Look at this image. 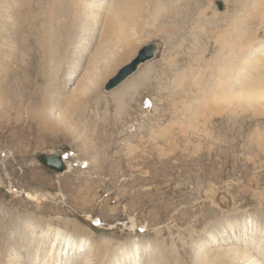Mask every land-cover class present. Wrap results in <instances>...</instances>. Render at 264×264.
<instances>
[{"label": "rangeland", "instance_id": "374dc122", "mask_svg": "<svg viewBox=\"0 0 264 264\" xmlns=\"http://www.w3.org/2000/svg\"><path fill=\"white\" fill-rule=\"evenodd\" d=\"M229 1L213 0L211 5L217 12L223 13L228 10L226 6L229 5ZM106 3H110V6L115 8L113 11L117 13V17L101 10L97 14L93 22L95 24L92 26L93 30L88 36L83 34L81 23H77L72 30L64 29L63 33L55 28L64 15L68 14V0H0V19L3 22L8 20L11 22V27L17 28L18 31L16 40L10 41L7 46L8 52L3 55L0 51V68L6 72L10 68L11 71L16 70L17 72L14 78L7 76L8 74L0 78V102H10V107L1 110L0 113V261L27 264L26 250L24 253L15 251L9 253L10 245L15 240L21 241L23 233L16 225L8 228V221L15 224L14 219L25 217L29 213H34L41 222L46 221L56 226L58 225L57 219L66 220L69 218L80 222L88 229L91 228L94 231L91 233L94 242L91 243L92 251L89 256L95 253L98 248L105 247L107 241L112 244H122L126 241L129 243L134 239H139L141 243L139 249L145 247V244L142 243H149L148 240L153 239L152 231L164 228L165 224L168 226L167 229H164L162 237L166 238L168 242L171 240L176 242L174 238L177 233L181 234L182 229L193 223L197 227L199 226L198 229L205 224L218 225L219 215L233 211L220 203L225 201L223 197L228 202L226 205L232 207L233 201L230 200V194H240L235 190L231 191L230 187L237 183L247 184L254 173L258 172L252 165L242 173L239 169H233L235 155L241 157L239 162L241 170L246 163L245 155H242L240 150L233 151L232 146L224 147L227 143H224L222 147L218 146V135L214 132H212V136L206 135V137L204 134L193 131H189L185 135L179 133V125L172 122L170 107L171 101H175L177 95L174 96L171 94L172 92L168 93L163 90L159 96V88H157L156 79H154L158 68L154 65L166 60H172L176 65L185 64L186 54L191 46L190 43L187 46L181 37L167 38L163 34L153 32L155 28L151 21L147 20L144 23V28L149 31V38L145 40H147L146 42L156 41L162 45V50L156 52L155 55H157L154 58L140 64L137 72L110 91L104 90L106 80L116 74L117 70L129 62L132 57H127L112 74L105 76L106 78L92 76L90 83L80 84L85 68L94 65L95 52L101 64L105 61L107 53L99 52L100 44L113 43L116 40L110 36L108 27H115L116 23H126L128 26L122 31V34L123 32L127 34V31L134 29L138 35V0H106ZM122 3L130 6L122 9L120 7ZM139 35L145 38L143 32H139ZM39 39H42L46 48L51 46L50 55H48L49 61L43 65L39 55ZM86 41V45H81ZM59 43L64 44V47L61 49L59 46V50L55 52L54 48ZM71 48L77 52L74 54V60L70 61L71 67L68 69L69 59L72 58L69 52ZM148 67H152V69L144 78L145 83L136 81L137 74H141ZM161 68H165V65H162ZM4 90L7 91L5 94ZM3 94L5 98H2ZM52 97H55L58 102L53 107L54 112L57 114L61 110L64 115V127L58 126L50 118L45 120L46 125L48 124L46 128L41 124L35 125L34 121H32L31 127L30 123L26 121L31 115L41 114L40 110L43 108L41 102L44 103L46 99ZM1 105L3 106V104ZM125 107L130 114H126V110L123 111ZM146 115L151 117L146 120L143 117ZM142 119H145L142 122L144 126L139 127L136 122ZM228 137L227 141L231 139L230 136ZM174 139L177 141L172 145ZM127 142L137 147L135 156L127 157L123 154ZM199 142L202 144L201 147L191 150L193 144ZM186 143L188 144L186 145ZM240 144L242 145L241 142H239ZM217 146L219 150H217ZM117 147L120 152H116ZM220 149L225 150L224 159L220 158ZM162 152L166 154L164 155ZM45 154L63 156L66 164L72 167L70 171L73 173L61 183L62 175L44 167L37 161L38 155ZM113 158L116 160L132 158L138 162V165L135 164L134 168H128L127 172L119 170L120 172L113 175L115 176L113 184L108 181L110 186L106 183L109 174H106L105 171L101 173L102 178L96 180V184L94 182L87 184L91 186V190H93H90L91 192H88L84 181L80 182V185H76L78 181L95 177L94 169H97L98 163L88 170L89 161L97 159L96 162L102 163L104 160L105 163H109L108 160ZM143 161L148 162V165L141 169L138 166H143ZM221 161L227 162L223 164L222 175L219 174ZM246 171L247 176L244 175ZM136 174L145 178V182L141 185L137 182H130L132 179L128 181L132 178L130 176ZM252 185L254 187V184ZM79 187H81L80 190ZM211 189L215 191L213 202H210L209 191ZM32 190H36L41 195L49 194L37 204L35 199L26 196ZM117 190L122 193V201L119 203L120 206L116 213L111 215L110 211L104 209L100 204L102 200L106 199L108 206L116 205V194L113 195V193ZM85 192H88V199H86ZM241 197L238 196L239 199H242ZM48 203L50 206L62 208L64 213L50 212L51 207L45 208L43 205ZM126 204L132 205L131 213L126 212ZM246 207L251 206H241L240 208ZM219 208L222 210L220 211ZM88 213L92 216L91 218L88 217ZM203 215L207 216L204 218L205 220H202ZM187 216H189V220L183 223V218ZM26 217L28 218V216ZM131 217L135 219L136 225H132ZM34 233H36L35 241L39 240V246H43L46 237L44 235L40 237L41 234L38 230ZM48 234L49 231L46 236ZM144 234L147 237H143ZM37 235L39 236L37 237ZM247 237L246 234L241 238L247 239ZM204 238L194 242L195 245L189 244L188 241L185 251H187L189 261L184 264H192L191 260L196 259L193 252L196 246L213 248L212 244L207 243ZM232 238L233 235L230 238L227 236L229 241ZM243 240L242 242H244ZM176 244L178 245V243ZM245 244L253 246V242L250 243L248 240H245ZM127 247L129 248V246ZM169 247L171 245H166V248ZM151 248L150 245L148 251L145 252L144 250L147 249H143V254L136 264L146 263L147 255H151L155 250L154 246L152 250H150ZM181 251L179 250V254L185 260L187 257L182 255ZM15 253L20 254L16 260L12 259ZM69 254L73 256L70 250L67 255ZM71 256L64 258L65 254H62L61 263L59 261L56 263L63 264L67 257ZM111 256H104L103 264H111ZM51 264H55V262L52 260Z\"/></svg>", "mask_w": 264, "mask_h": 264}, {"label": "bare ground", "instance_id": "6f19581e", "mask_svg": "<svg viewBox=\"0 0 264 264\" xmlns=\"http://www.w3.org/2000/svg\"><path fill=\"white\" fill-rule=\"evenodd\" d=\"M212 1L213 0H143L142 2V0H138V35L134 29L127 31V34H124V32L122 34V31L128 26L126 23H116L115 27H108L107 30L110 32V36L116 40L113 43L104 42L100 44L99 52L107 53L105 61L101 64L95 52L93 56L94 65L90 66V68H85L81 76L82 79L80 84L90 83L92 76L106 78L105 76L112 74L127 57H133L137 53L136 50L139 51L143 45L149 43L145 40L149 38V31L144 28V23L147 22V20L154 23L155 30L153 32L163 34V36L167 38L181 37L182 41L187 46L189 43L191 46L189 52L186 54L185 64L176 65L172 60H166L154 65V67L158 68L154 79H156V85L157 88H159V96L163 90H166L168 93L172 92L171 94L174 96L177 95L175 101H171L170 107L172 122L179 125V133L185 135V133L187 134L189 131H193L194 133L204 134L206 137V135L212 136V132H214L218 135V146L222 147L224 143H227L224 147L232 146L234 148L233 151L237 152L240 150L242 155H245L244 161L246 163L241 170L239 166L241 157L234 153L235 158H233V161H235V164L233 169H239L240 173H242L249 169L248 166L252 165L258 170V172L254 173L252 178H250V182L254 184V187L250 182H247V184L237 183L230 187L231 191L235 190L236 193L240 194H230V200L233 201V203L230 202L232 207L226 205L228 202H226V199L223 197L225 201L222 200L223 202L220 203L228 209H233V211L219 215V226L205 224L198 229L199 226L197 227V225L193 223L182 229L181 234L179 232L177 233V236L174 238L176 242L174 240L168 242L166 238L162 237L164 229H167L168 226L165 224L164 228H157L152 231L154 235L153 239H146L149 243H142L145 244V247L139 249V245H141L139 239H134L129 243L126 241L122 244H112L110 241H107L105 247L98 248L91 256H89V253L92 251L90 249L92 246L91 243L94 242V238L91 235L94 231L91 228L88 229L80 222L69 218L66 220L57 219L56 223L58 225L56 226L46 221L41 222L39 217H36L34 213H29V215H26L28 218L23 216L14 219L13 221L15 224L8 221V228L16 225L23 233L21 241L15 240L10 245L9 253H13V251L24 253L26 250L27 264H51L52 260L55 264H57L56 261L61 263L62 254H65L64 258H66V256H71L70 254L67 255L69 250L72 252L73 256L67 257L63 264H103V257H107L108 255H112V259L110 260L111 264H136L143 254V249H147L144 250V252L148 251V247L151 245L152 248L150 250L153 249V246L155 250L151 255H147L145 264H184V262L189 261L187 251H185L187 250L188 241L189 244H193L205 237L204 240L212 244L213 248H199L196 246L193 251L196 259L191 260L192 264H264V0H240L237 2L236 0H230L229 5L226 6L228 10L223 13L217 12L212 7ZM68 3V14L64 15L63 19L55 26L61 33L64 32V29L72 30L77 23H81L83 34L89 36L93 30L92 26L95 25L93 22L101 10L106 11L109 15L117 17V13L113 11L115 8H112L110 3H106V0H68ZM129 6L130 5L124 3L120 4L122 9ZM123 15L131 16L129 14ZM0 22H3V20L0 19ZM139 32H143L145 38L141 37ZM17 35V28L11 27V22L8 20L0 24V51H2L3 55L8 52L7 46H9V42L16 40ZM154 43L157 45L156 52H160L162 50V45L156 41H154ZM82 44L86 45L87 41L82 42L81 45ZM59 46L62 49L64 44L59 43V45H56L54 48L55 52L59 50ZM38 48L39 55L42 59V65L43 63L47 64L51 46L46 48L42 39H39ZM69 52L72 58L69 59V64L67 65L68 69L71 67L70 61L74 60V54H76L77 50L71 48ZM156 55L154 54L153 58ZM97 63H99V65H97ZM162 65H165V68H161ZM138 68L135 72L138 71ZM151 69L152 67H148L141 74L138 73L139 75L137 74L136 81L139 80L145 83L144 78H146V75ZM11 70L10 68V70L6 72L0 68V78L5 77L6 74L14 78L17 72L16 70ZM108 79H105L106 82ZM120 83L118 85H120ZM5 92L7 91L4 90V94ZM4 94L2 98H5ZM31 99L33 100V96ZM35 102L36 105H38L37 101ZM41 103L43 108L40 112L42 113L39 115H31L32 117L30 116L31 118L29 117V120L26 122L30 123L31 126L33 124L32 121H34V123H36L35 125L41 124L46 128L48 124L46 125L45 120L46 118H50L58 126L62 125L64 127L65 118L62 111L59 110V113L56 114L53 109L58 103L56 98H48L46 102ZM1 104H3V106ZM0 105L2 106V108L0 106L1 113V110H6V108L10 107V102H0ZM41 105H39V107H41ZM126 108L127 107H125L123 111L126 110V114H130L127 112L128 109ZM143 117L147 120L151 116L146 115ZM145 119L137 120L136 123L139 124V127L144 126L142 122ZM228 136L231 137V141L229 140L230 142L226 140V138L229 139ZM176 141L177 140L174 139L172 143ZM239 142H241L242 145H239ZM174 143L172 145H174ZM200 143L201 142L193 144L191 150L201 147L200 145L202 144ZM187 144L188 143H186V145ZM135 148H137L135 145L127 142V147L123 154L127 157L133 156ZM217 150H219V148ZM116 152H120L118 147ZM162 153L164 154V152ZM220 158H225V150L223 149H220ZM131 159L132 158L116 160L113 158L108 160L109 163H105L104 160L100 163V161L96 162L97 159H93L88 162L87 169H92L95 163H98L97 169H94L96 172L95 177L78 181L76 185H80V182L84 181L89 192L91 186L87 184H93L92 182L95 183L97 179L102 178L101 173L105 171V173L107 172L106 174H109L106 183L110 186V183L113 184L115 181V176L113 175L120 172L119 170L127 172L128 168H134L135 164L138 165L137 161ZM61 160L64 168L58 173L62 175L60 179L62 183L73 171H70L72 167L66 164L67 162H65L63 156H61ZM142 163L143 166H138L141 167V169L148 165L146 161ZM226 163L221 161L219 174L222 175L223 164ZM149 166L151 165L149 164ZM244 175H248L247 171ZM130 177H132L128 179V181L132 179L130 182H137V184L140 185L145 182V178L137 174ZM80 188L81 187H79V190ZM88 192H85L86 199L89 198ZM209 192L211 197L210 202H213L215 191L211 189ZM225 192H223V194ZM47 194L49 193L41 195L38 194L36 190H32V192H28L26 196L30 199H35L37 204H39L38 202L45 199L44 196H47ZM114 194H116L115 199H117L116 205L108 206L109 204L106 199L102 200L101 204L98 202L104 209L110 211L111 215L116 213L120 206L119 203L122 201V193L120 190H117L113 195ZM238 196H242V199H239ZM43 205L45 208L51 207L49 209L50 212L64 213V210H61L62 208L50 206L49 203ZM125 206L126 212L131 213L133 211L132 205L126 204ZM241 206L251 207L240 208ZM219 209L220 211L222 210L221 208ZM89 212L91 213L92 211ZM90 213L87 215L91 218L92 216ZM202 217V220L207 218L205 215ZM188 218L189 216L183 218V223L188 221ZM130 221H132V225H136L134 218L131 217ZM36 230L41 234L40 237L42 235L46 237L43 246H39V240L35 241L34 239L36 236L34 232ZM48 231L49 234L46 236ZM249 233H251V235H248ZM231 234L233 238L229 241L227 236L230 238V236H232ZM246 234L248 236L247 239L241 238ZM38 236L39 235H37V237ZM143 237L147 236L144 234ZM242 240L244 242H242ZM245 240H248L250 243L253 242V246H246ZM21 242H23V244H20ZM176 243H178V245ZM166 245H171V247L166 248ZM127 246H129V248ZM179 250H182V255L187 257L185 260L179 254ZM19 255L20 254L17 255L15 253L12 259L16 260L20 257ZM0 264L19 263L3 262L1 260Z\"/></svg>", "mask_w": 264, "mask_h": 264}, {"label": "water", "instance_id": "95a60500", "mask_svg": "<svg viewBox=\"0 0 264 264\" xmlns=\"http://www.w3.org/2000/svg\"><path fill=\"white\" fill-rule=\"evenodd\" d=\"M157 50V45L154 42H149L142 46V48L137 51V53L131 58L129 62L121 66L118 72L108 79L104 86L105 91H109L118 85L121 81L126 79L130 74L134 73L138 66L149 60L154 56ZM37 161L43 164L44 167L52 169L55 172H60L63 170L64 165L62 164L61 155L56 154L50 155H38Z\"/></svg>", "mask_w": 264, "mask_h": 264}]
</instances>
